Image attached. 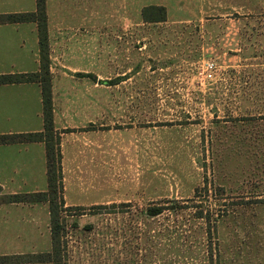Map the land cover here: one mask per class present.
<instances>
[{
    "label": "rangeland",
    "instance_id": "obj_1",
    "mask_svg": "<svg viewBox=\"0 0 264 264\" xmlns=\"http://www.w3.org/2000/svg\"><path fill=\"white\" fill-rule=\"evenodd\" d=\"M76 3L46 13L61 158L82 150L61 159L63 208H86L62 209L58 263L264 264V0ZM150 5L166 20L143 22Z\"/></svg>",
    "mask_w": 264,
    "mask_h": 264
},
{
    "label": "crops",
    "instance_id": "obj_2",
    "mask_svg": "<svg viewBox=\"0 0 264 264\" xmlns=\"http://www.w3.org/2000/svg\"><path fill=\"white\" fill-rule=\"evenodd\" d=\"M59 1L46 0L48 15L52 10H57L55 7ZM67 1H73L74 4L79 3L77 16L82 17V0ZM62 3L65 5L66 0H62ZM102 6L101 2L94 3L83 11H90V15H96L97 11L102 10ZM35 7V0H0V14L33 11ZM133 7L134 0H132L131 9ZM47 30L50 46L54 41L52 27L48 25ZM39 64L36 24L33 22L0 24V75L35 72L39 69ZM42 128V101L39 84L35 82L0 84V135L39 132ZM62 147L64 162L68 160V154L70 156L72 152L79 154L82 152L78 150L79 146L74 150L70 147L66 148L64 144ZM0 187L4 194L47 189L43 142L0 144ZM4 242L11 243L12 251L8 252V249H3L6 251H0V256L49 252L52 246L48 204L45 202L0 204V249L5 247Z\"/></svg>",
    "mask_w": 264,
    "mask_h": 264
},
{
    "label": "trees",
    "instance_id": "obj_3",
    "mask_svg": "<svg viewBox=\"0 0 264 264\" xmlns=\"http://www.w3.org/2000/svg\"><path fill=\"white\" fill-rule=\"evenodd\" d=\"M36 7L33 11L13 12L0 14V24L5 23H25L33 22L37 27L38 46L40 64L39 69L35 72L27 73H11L1 74L0 84L8 83H26L35 82L39 84L41 90L42 101V118L43 128L39 132L5 134L0 135V144L18 143V142H43L46 156V177L47 189L45 191L4 194L0 187V204L2 203H23L33 204L45 202L48 204L49 225L51 237V250L49 252H41L20 256H0V264L10 263H51L59 264L61 253V236L64 231V225L60 213L65 210L85 211L84 207L63 208L64 202L61 197L62 174H61V153L59 150L58 135L54 130L53 122V103H52V86L51 76L49 72V56H48V30H47V14L46 0H35ZM142 20L146 23L163 22L166 20L165 8L158 5L146 6L142 9ZM220 194H224L222 187H217ZM208 192L207 186L196 188L195 192ZM110 205H114L113 203ZM107 204H99L91 206L90 209H105ZM164 206H149L146 213L149 216H155L161 213ZM197 210L193 213L194 219H204L207 222V232L210 234L211 226L215 229V224L220 215L212 216V212L206 210L204 213L203 204L195 206ZM186 208V206H180ZM219 214V213H218ZM212 255V254H211ZM211 257V256H210ZM208 264H214L211 260Z\"/></svg>",
    "mask_w": 264,
    "mask_h": 264
},
{
    "label": "built area",
    "instance_id": "obj_4",
    "mask_svg": "<svg viewBox=\"0 0 264 264\" xmlns=\"http://www.w3.org/2000/svg\"><path fill=\"white\" fill-rule=\"evenodd\" d=\"M207 72H208V76H211V72H213L214 70V65L213 64H209L206 68Z\"/></svg>",
    "mask_w": 264,
    "mask_h": 264
}]
</instances>
